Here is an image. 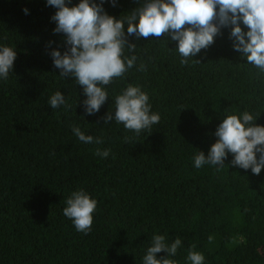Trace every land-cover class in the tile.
<instances>
[{"label":"trees","instance_id":"obj_1","mask_svg":"<svg viewBox=\"0 0 264 264\" xmlns=\"http://www.w3.org/2000/svg\"><path fill=\"white\" fill-rule=\"evenodd\" d=\"M138 5L118 0L104 8L118 17ZM55 11L45 0H0V41L17 51L0 81V264H140L154 232L182 238L180 264L190 245L204 264H264V169L256 175L233 166L231 154L219 170L192 162L215 142L224 110L261 111L255 123L264 125V73L233 50L228 29L187 64L167 49L176 45L166 34L128 38L138 46L137 66L110 92L139 84L160 115L151 134L137 135L105 124L110 97L88 115L82 89L58 76L49 55L64 50L63 34L52 32ZM58 89L71 107L48 105ZM72 125L103 143H81ZM97 148L109 156L95 155ZM79 188L98 201L87 234L62 212Z\"/></svg>","mask_w":264,"mask_h":264},{"label":"clouds","instance_id":"obj_2","mask_svg":"<svg viewBox=\"0 0 264 264\" xmlns=\"http://www.w3.org/2000/svg\"><path fill=\"white\" fill-rule=\"evenodd\" d=\"M117 2L45 0L46 6L56 9L50 17L55 23L53 34H63V52L59 47L49 52L53 66L59 69L60 78L70 79L82 89L86 114L99 112L111 98V108L103 117L105 124L115 121L138 135L145 130L151 134L153 125L160 121L149 93L141 85L128 83L115 95L110 92L109 86L115 80L123 79L137 66L138 46L129 42L131 36L140 39L166 34L170 37L166 42L176 45L172 49L166 46L167 49L178 54L181 64H187L190 60L199 62L193 57L228 29L233 50L264 73V0H139L137 7L118 17L104 8L106 3L115 7ZM22 11L29 14L26 7ZM16 56L15 45L0 41V81L8 80ZM144 67L141 62L138 70L143 71ZM48 105L52 109L71 107L60 89L49 95ZM260 114L261 111L248 109L224 110L213 133L215 142L207 154L200 150L193 153V167L212 165L219 170L231 154V165L259 175L264 169V125L255 123ZM71 131L83 144L103 143L102 137L85 134L79 125H72ZM109 154L107 148L95 151L102 158ZM97 208V199L79 188L66 197L62 212L76 231L87 234ZM182 249L181 237L169 240L167 235L154 232L147 246L141 248L140 264H180L176 257ZM195 249L196 245L189 246L185 264H204V254ZM158 253L164 255L158 257Z\"/></svg>","mask_w":264,"mask_h":264}]
</instances>
